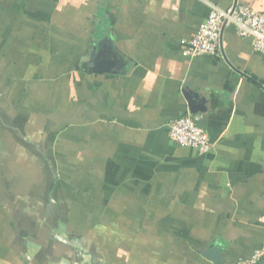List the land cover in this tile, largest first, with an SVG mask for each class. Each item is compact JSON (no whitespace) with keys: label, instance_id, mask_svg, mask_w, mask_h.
<instances>
[{"label":"crops","instance_id":"1","mask_svg":"<svg viewBox=\"0 0 264 264\" xmlns=\"http://www.w3.org/2000/svg\"><path fill=\"white\" fill-rule=\"evenodd\" d=\"M234 5L264 13V0H0V264H235L262 247L264 57L231 26L216 55L180 52ZM96 46L121 73L86 70ZM187 115L203 155L168 139Z\"/></svg>","mask_w":264,"mask_h":264},{"label":"built area","instance_id":"2","mask_svg":"<svg viewBox=\"0 0 264 264\" xmlns=\"http://www.w3.org/2000/svg\"><path fill=\"white\" fill-rule=\"evenodd\" d=\"M226 26L233 27L240 38L250 40L253 52L264 57V13L239 5L228 10L212 7L199 29L181 44V56L194 59L216 55ZM167 128L168 139L174 145L195 149L201 155L211 149L207 134L189 115L171 121ZM263 256L264 242L250 258L241 259L235 264H258Z\"/></svg>","mask_w":264,"mask_h":264},{"label":"water","instance_id":"3","mask_svg":"<svg viewBox=\"0 0 264 264\" xmlns=\"http://www.w3.org/2000/svg\"><path fill=\"white\" fill-rule=\"evenodd\" d=\"M235 6V5H234ZM107 53L102 52L97 46L93 49L90 54L89 65L87 66L86 70L90 73H118L120 71V64L121 61L116 55H106ZM256 83L259 87H262L261 84L257 83L256 81L252 80ZM190 111H193L191 101H190ZM203 256L207 259H210L214 262H220L221 253L218 249L215 248H208L203 252Z\"/></svg>","mask_w":264,"mask_h":264}]
</instances>
